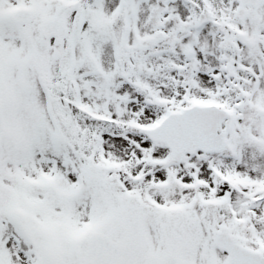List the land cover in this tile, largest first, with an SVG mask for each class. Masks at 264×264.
Wrapping results in <instances>:
<instances>
[{
    "label": "snow or ice",
    "instance_id": "1",
    "mask_svg": "<svg viewBox=\"0 0 264 264\" xmlns=\"http://www.w3.org/2000/svg\"><path fill=\"white\" fill-rule=\"evenodd\" d=\"M0 264H264V0H0Z\"/></svg>",
    "mask_w": 264,
    "mask_h": 264
}]
</instances>
